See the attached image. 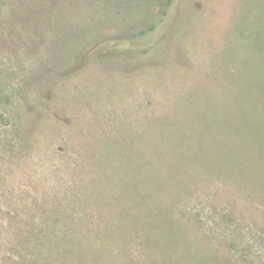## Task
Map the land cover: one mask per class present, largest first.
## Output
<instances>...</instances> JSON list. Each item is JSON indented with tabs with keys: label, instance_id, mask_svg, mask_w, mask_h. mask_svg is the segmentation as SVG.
Here are the masks:
<instances>
[{
	"label": "rangeland",
	"instance_id": "374dc122",
	"mask_svg": "<svg viewBox=\"0 0 264 264\" xmlns=\"http://www.w3.org/2000/svg\"><path fill=\"white\" fill-rule=\"evenodd\" d=\"M0 264H264V0H0Z\"/></svg>",
	"mask_w": 264,
	"mask_h": 264
},
{
	"label": "trees",
	"instance_id": "16d2710c",
	"mask_svg": "<svg viewBox=\"0 0 264 264\" xmlns=\"http://www.w3.org/2000/svg\"><path fill=\"white\" fill-rule=\"evenodd\" d=\"M165 12V11H164ZM155 26H152L149 31L153 32ZM147 31H142L141 34H146ZM124 45V41H115L113 38H107L103 35H95L90 39L83 41L70 54L69 62L66 63V67L63 68L65 74L70 75L75 73L79 69H82L83 66L87 65L89 61L98 58L105 59L114 55L121 54L117 49H127L132 46L130 43ZM127 46V47H126ZM126 47V48H125ZM133 48V47H132ZM143 50V49H142Z\"/></svg>",
	"mask_w": 264,
	"mask_h": 264
}]
</instances>
